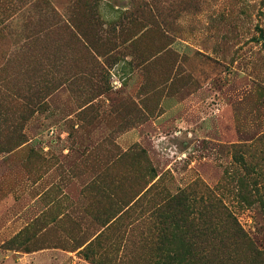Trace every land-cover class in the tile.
Returning <instances> with one entry per match:
<instances>
[{
	"label": "rangeland",
	"instance_id": "rangeland-1",
	"mask_svg": "<svg viewBox=\"0 0 264 264\" xmlns=\"http://www.w3.org/2000/svg\"><path fill=\"white\" fill-rule=\"evenodd\" d=\"M242 158L264 0H0V264H203L156 213L193 183L264 247Z\"/></svg>",
	"mask_w": 264,
	"mask_h": 264
},
{
	"label": "trees",
	"instance_id": "trees-1",
	"mask_svg": "<svg viewBox=\"0 0 264 264\" xmlns=\"http://www.w3.org/2000/svg\"><path fill=\"white\" fill-rule=\"evenodd\" d=\"M261 159L260 164L254 165L243 158L241 161L250 178L244 182L247 196L264 204V159ZM259 177L263 181L258 180ZM197 192V185L193 183L168 196L165 204L159 205L156 212L160 217L182 220L187 227L186 231L180 233L183 248L186 251L188 248V253H195L197 262L203 264H264V247L244 229L223 201L209 194L205 195V199ZM204 212L220 213L222 217L202 220L200 216ZM204 226L211 229H204Z\"/></svg>",
	"mask_w": 264,
	"mask_h": 264
}]
</instances>
